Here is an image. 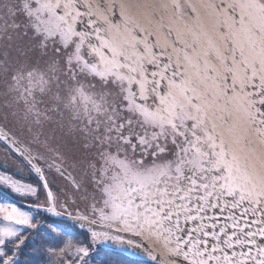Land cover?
Here are the masks:
<instances>
[{
    "label": "snow or ice",
    "instance_id": "6c2138e0",
    "mask_svg": "<svg viewBox=\"0 0 264 264\" xmlns=\"http://www.w3.org/2000/svg\"><path fill=\"white\" fill-rule=\"evenodd\" d=\"M0 264H264V0H0Z\"/></svg>",
    "mask_w": 264,
    "mask_h": 264
},
{
    "label": "flooded vegetation",
    "instance_id": "af4514ba",
    "mask_svg": "<svg viewBox=\"0 0 264 264\" xmlns=\"http://www.w3.org/2000/svg\"><path fill=\"white\" fill-rule=\"evenodd\" d=\"M0 155L3 156V148H2V145H0Z\"/></svg>",
    "mask_w": 264,
    "mask_h": 264
},
{
    "label": "rangeland",
    "instance_id": "374dc122",
    "mask_svg": "<svg viewBox=\"0 0 264 264\" xmlns=\"http://www.w3.org/2000/svg\"><path fill=\"white\" fill-rule=\"evenodd\" d=\"M0 159H3V156L2 155H0Z\"/></svg>",
    "mask_w": 264,
    "mask_h": 264
}]
</instances>
